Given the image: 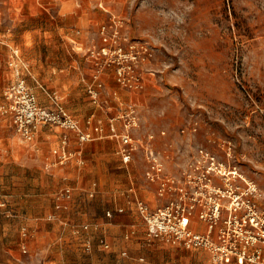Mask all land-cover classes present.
<instances>
[{
  "label": "rangeland",
  "instance_id": "1",
  "mask_svg": "<svg viewBox=\"0 0 264 264\" xmlns=\"http://www.w3.org/2000/svg\"><path fill=\"white\" fill-rule=\"evenodd\" d=\"M17 4L0 0V133L6 152L22 140L8 97L16 65L19 78L37 97L38 92L45 97L43 106L57 101L86 130L101 121V138L109 135L110 119L126 104L117 113L109 104L98 107L83 77L91 70L87 47L99 42L100 25L116 16L131 39L147 40L155 53L150 64L155 76H146L143 93H133L141 118L138 133L165 131L171 139L165 149L180 151L181 164L205 146L264 191V0H91V8H76L61 18L44 8H14ZM84 11L94 17L82 23ZM25 143L23 159L33 142ZM54 178L53 168L32 171L8 158L3 166L0 208L10 226L6 247L20 251L26 264H213L205 250L150 238L146 229L131 232L121 251L96 239L88 251V237L81 235L87 229L82 226L74 237L64 232L56 195L67 185L64 178L54 184ZM31 221L46 237L33 245Z\"/></svg>",
  "mask_w": 264,
  "mask_h": 264
},
{
  "label": "built area",
  "instance_id": "2",
  "mask_svg": "<svg viewBox=\"0 0 264 264\" xmlns=\"http://www.w3.org/2000/svg\"><path fill=\"white\" fill-rule=\"evenodd\" d=\"M123 27L122 20L112 16L100 25L99 42L91 44L85 52L91 71L83 81L98 107L118 96L106 86L108 72L119 86L135 93L145 88L146 76L156 74L150 65L155 55L152 45L147 40L131 39ZM14 55L18 56V51H14ZM8 97L12 103L13 123L23 141L33 142L43 126H55L64 131L59 144L51 150L54 159L48 169L64 166L72 160L83 164L82 146L102 137L104 132L101 121L92 124L95 115L88 119L92 129L86 130L59 102L51 108L43 106L24 79L19 78L11 85ZM140 119L137 104L127 103L120 114L110 119L109 136L119 140V154L124 163H129L137 150L145 151L148 163L145 178L157 183L158 196L166 199L162 205L152 208L136 198L147 235L186 249L205 250L214 264H264V191L237 167H230L202 145L180 164L178 173L168 172L163 153L154 145L156 133L149 132L144 138L137 136ZM118 121L121 129L116 125ZM67 132L75 134L76 149L71 148L72 139ZM160 134L164 136L166 132ZM179 153L177 150V156ZM71 198L72 188L66 186L56 195V208H63V203ZM200 224L205 226L203 231L198 229ZM100 244L109 247L105 240ZM23 252H27L25 247Z\"/></svg>",
  "mask_w": 264,
  "mask_h": 264
},
{
  "label": "crops",
  "instance_id": "3",
  "mask_svg": "<svg viewBox=\"0 0 264 264\" xmlns=\"http://www.w3.org/2000/svg\"><path fill=\"white\" fill-rule=\"evenodd\" d=\"M19 1L21 4L15 5L14 8H44L45 12L60 18L76 8H91V6L88 7L91 0ZM79 1H88V3L85 6H80ZM35 11L37 12V10ZM93 17L92 12L84 11L80 22H89ZM14 69V76L17 80L21 75L20 68L16 65ZM105 81L107 88L116 91L118 94L117 98L109 99V106L115 108L116 113L124 104L134 103L133 101L138 100L133 95L135 92L122 88L116 83L111 72L105 75ZM145 90L146 85L141 92L137 93H143ZM38 96L40 103L45 100L41 92H38ZM53 106V104H50L46 107L51 108ZM77 117L82 120L83 114H77ZM116 125L121 129L120 121ZM63 132L55 126L40 128L29 147L32 149L31 154L33 156H29L31 155L29 154L25 159L22 156L23 149L21 146L26 147V143L20 140L21 146L12 148V153L6 152L4 137L0 133V183H3V166L7 158L14 163L28 167L32 171L44 168L50 171L48 166L54 159L51 150L59 144ZM67 133L70 134L72 139L71 148L76 149L78 143L75 134L73 132ZM139 135L144 138L146 134L137 133V136ZM169 140L171 139L168 135L163 136L158 133L154 145L164 155L166 170L171 173H178L181 163L177 156V150L171 149L170 146V148L165 149L164 143L169 142ZM117 147H120L119 140L111 138L109 135L104 138H96L82 146L83 164H78L76 160H72L64 166L53 168L55 174L54 184H59L60 178H64L65 184L72 188V198L63 203V208H56L60 213L59 215H62L65 220L64 232L67 231L73 237L78 236L82 231V226L88 225L89 228L81 233V235L85 234L88 237L85 244L86 247L90 246L87 249L88 251L91 250L92 241L95 239L99 244L101 240H105L109 246L106 249L121 251L129 245L128 239L131 232L133 235V233L143 232L146 229L145 222L137 211L136 198L147 202L152 208H156L166 201V199L158 196V184L149 182L145 178V171L148 167L145 151L142 148L137 150L133 159L129 163H124L122 156L119 152H116ZM35 185L38 186V184ZM41 185L44 187L43 184ZM131 188H133V191H130ZM2 191L0 185V197ZM107 212H111V215L108 216ZM21 223L20 221L19 224ZM200 225L201 227H198V229L203 231L205 226ZM7 226L4 212L0 208V264H26L21 259L20 251H13L11 248L6 247V235L10 232V226ZM29 226L34 230V237L30 240L32 245L46 239L42 236V228L37 227L36 222L31 221Z\"/></svg>",
  "mask_w": 264,
  "mask_h": 264
},
{
  "label": "bare ground",
  "instance_id": "4",
  "mask_svg": "<svg viewBox=\"0 0 264 264\" xmlns=\"http://www.w3.org/2000/svg\"><path fill=\"white\" fill-rule=\"evenodd\" d=\"M230 156V155H229ZM230 161V160H229Z\"/></svg>",
  "mask_w": 264,
  "mask_h": 264
}]
</instances>
